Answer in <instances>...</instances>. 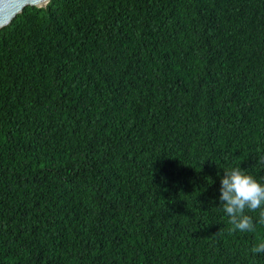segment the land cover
Returning <instances> with one entry per match:
<instances>
[{
  "label": "trees",
  "instance_id": "trees-1",
  "mask_svg": "<svg viewBox=\"0 0 264 264\" xmlns=\"http://www.w3.org/2000/svg\"><path fill=\"white\" fill-rule=\"evenodd\" d=\"M262 155L264 0H50L0 30V264H264L219 201Z\"/></svg>",
  "mask_w": 264,
  "mask_h": 264
},
{
  "label": "clouds",
  "instance_id": "clouds-1",
  "mask_svg": "<svg viewBox=\"0 0 264 264\" xmlns=\"http://www.w3.org/2000/svg\"><path fill=\"white\" fill-rule=\"evenodd\" d=\"M264 165V155L257 161ZM220 206L231 225V231L251 233L256 224H264V181L258 180L240 166L223 169L220 177L219 189ZM258 220L248 215V212H257ZM253 254L264 253V241L252 248Z\"/></svg>",
  "mask_w": 264,
  "mask_h": 264
},
{
  "label": "water",
  "instance_id": "water-1",
  "mask_svg": "<svg viewBox=\"0 0 264 264\" xmlns=\"http://www.w3.org/2000/svg\"><path fill=\"white\" fill-rule=\"evenodd\" d=\"M50 0H0V30L7 27L25 8H45Z\"/></svg>",
  "mask_w": 264,
  "mask_h": 264
}]
</instances>
